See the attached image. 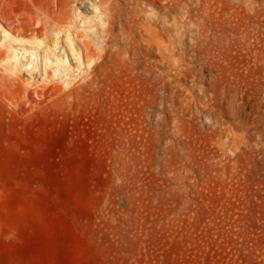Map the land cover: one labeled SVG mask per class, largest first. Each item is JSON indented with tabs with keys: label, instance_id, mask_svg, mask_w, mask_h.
Returning <instances> with one entry per match:
<instances>
[{
	"label": "rangeland",
	"instance_id": "obj_1",
	"mask_svg": "<svg viewBox=\"0 0 264 264\" xmlns=\"http://www.w3.org/2000/svg\"><path fill=\"white\" fill-rule=\"evenodd\" d=\"M86 1L0 0V24L80 34ZM92 1L94 62L12 74L61 88L30 128L0 102V264H264V0Z\"/></svg>",
	"mask_w": 264,
	"mask_h": 264
},
{
	"label": "bare ground",
	"instance_id": "obj_2",
	"mask_svg": "<svg viewBox=\"0 0 264 264\" xmlns=\"http://www.w3.org/2000/svg\"><path fill=\"white\" fill-rule=\"evenodd\" d=\"M79 7L74 9V19H76L74 27L84 30V32L80 34L71 30L69 28V24H62V26H58L57 24L60 23L61 20L56 24L52 22L55 26L47 25L45 29V31H47L49 28L47 34H39V29L37 27H31L30 30H28L29 33L27 34V31L25 32L24 29H17L11 25H7L6 27L0 24V66L7 74L10 75L13 81L15 78L12 74L14 75L18 72L21 74L20 70H22V72L26 75L24 77L25 79L23 78L25 83L29 82V84H31L30 80H33L32 74L35 75L36 73L33 71H36L37 68L41 67L43 73L45 68H48V74L51 78L54 80L58 79L62 85L66 87L69 82H72L69 75L74 76L75 73H73V71L77 69L76 72L79 74L80 71L82 72L83 66H88L94 62L95 55L98 56L99 54H95L90 51L80 38L82 36L86 37V35L89 36V33L99 37V31L102 28L99 22H103L104 13L99 5L92 0H87L85 4L81 6L84 11H81ZM86 10H89L92 14H88ZM100 15L103 16L101 17ZM95 16L97 17V20L95 19L96 21L93 19ZM54 19V22H56V18ZM97 47H99V45ZM23 79L22 77L19 78L22 82ZM36 81L37 83L40 82L38 80ZM13 84L14 89L11 92H8L7 94L0 93V102L7 105L10 108L11 113L15 116L14 119L23 122L26 128H30L32 123L30 121H26V117L24 116L19 117L18 112L19 114L20 112H26L28 109L33 107L31 103H37L46 97L54 98L58 93L59 96H62L60 86H49L44 90H38L36 87L31 86L32 88L30 91L27 89L28 87L25 86V84L23 85L20 81L18 83L16 79ZM59 96L56 98L57 100ZM21 118H23V120H21ZM42 121L43 120L40 118L36 120V124ZM12 122H15V120Z\"/></svg>",
	"mask_w": 264,
	"mask_h": 264
}]
</instances>
